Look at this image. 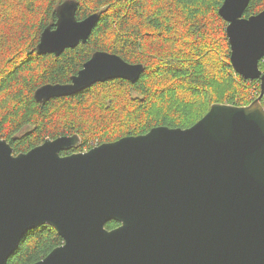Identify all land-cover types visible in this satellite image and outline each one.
I'll return each instance as SVG.
<instances>
[{"label":"water","instance_id":"obj_1","mask_svg":"<svg viewBox=\"0 0 264 264\" xmlns=\"http://www.w3.org/2000/svg\"><path fill=\"white\" fill-rule=\"evenodd\" d=\"M224 0L231 62L261 94L247 106L213 104L187 129L156 127L86 152L79 135L48 138L15 154L0 140V264L22 238L51 226L64 243L34 264H264V11ZM78 3L57 9L39 55L85 44L99 14L78 20ZM142 64L95 52L68 84L38 88L39 103L115 79L138 81ZM111 221L119 227L108 230Z\"/></svg>","mask_w":264,"mask_h":264},{"label":"trees","instance_id":"obj_2","mask_svg":"<svg viewBox=\"0 0 264 264\" xmlns=\"http://www.w3.org/2000/svg\"><path fill=\"white\" fill-rule=\"evenodd\" d=\"M68 0H0V140L16 155L48 138L79 135L86 152L156 127L187 129L216 103L247 106L261 94L259 80H245L231 62L224 0H72L76 17L99 14L89 40L61 55H39L41 34L54 28ZM264 11L250 0L245 16ZM142 64L137 82L115 79L72 96L39 103L47 84H68L95 52ZM264 74V59L260 61ZM264 106V97L262 99ZM111 221L108 230L119 227ZM63 238L51 226L28 232L8 264H34Z\"/></svg>","mask_w":264,"mask_h":264},{"label":"bare ground","instance_id":"obj_3","mask_svg":"<svg viewBox=\"0 0 264 264\" xmlns=\"http://www.w3.org/2000/svg\"><path fill=\"white\" fill-rule=\"evenodd\" d=\"M68 1H72V0H68Z\"/></svg>","mask_w":264,"mask_h":264},{"label":"flooded vegetation","instance_id":"obj_4","mask_svg":"<svg viewBox=\"0 0 264 264\" xmlns=\"http://www.w3.org/2000/svg\"><path fill=\"white\" fill-rule=\"evenodd\" d=\"M246 17V16H245ZM262 71V70H261ZM263 72V71H262Z\"/></svg>","mask_w":264,"mask_h":264}]
</instances>
